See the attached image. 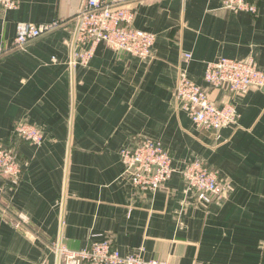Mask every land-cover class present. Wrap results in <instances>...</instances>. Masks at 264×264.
<instances>
[{"label":"crops","instance_id":"crops-1","mask_svg":"<svg viewBox=\"0 0 264 264\" xmlns=\"http://www.w3.org/2000/svg\"><path fill=\"white\" fill-rule=\"evenodd\" d=\"M84 1L19 0L0 12V145L23 167L19 178L0 176V264H61L56 243L78 250L99 234L123 254L168 264H264V85L239 94L202 80L220 57L264 72V0H254L256 15L221 0L135 2L132 25L155 35L145 58L77 43ZM53 21V30L13 46L18 22ZM183 75L215 103H231L236 124H193L175 93ZM20 122L38 126L43 142L17 138ZM143 139L172 157V177L153 193L130 184L119 156ZM194 159L222 184L209 203L181 177Z\"/></svg>","mask_w":264,"mask_h":264},{"label":"built area","instance_id":"built-area-1","mask_svg":"<svg viewBox=\"0 0 264 264\" xmlns=\"http://www.w3.org/2000/svg\"><path fill=\"white\" fill-rule=\"evenodd\" d=\"M140 0H85L75 16V40L79 44L104 42L109 48L126 52L138 58L150 55L155 38L153 33L137 29L132 25L134 12L131 5ZM19 0H0V12L18 7ZM222 7L232 12L257 14L254 0H221ZM59 25L58 21L35 24H16L13 46L21 48ZM85 61L88 52L77 53ZM190 58L189 53L184 54ZM202 80L213 89L226 88L230 92L244 94L252 87L264 85V72L252 60H237L220 57L205 65ZM175 93L181 104L188 109L193 124L197 127L218 130L234 125L238 112L231 103H215L207 91L184 75L177 81ZM13 134L24 141L39 145L43 142L41 129L29 122H20ZM123 175L132 186L142 192H156L172 177V157L160 143L143 139L119 152ZM22 165L10 149L0 145V176L19 178ZM186 190L206 203L221 196L223 188L217 173L203 161L194 159L180 170ZM88 246L78 250L67 248L62 243L54 246L61 264H168L166 261L144 259L140 253H121L107 236L95 235Z\"/></svg>","mask_w":264,"mask_h":264},{"label":"water","instance_id":"water-1","mask_svg":"<svg viewBox=\"0 0 264 264\" xmlns=\"http://www.w3.org/2000/svg\"><path fill=\"white\" fill-rule=\"evenodd\" d=\"M119 52H121V51H119ZM124 53H126V52H124Z\"/></svg>","mask_w":264,"mask_h":264}]
</instances>
